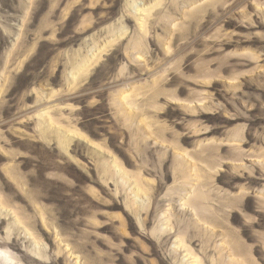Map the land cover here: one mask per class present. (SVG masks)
<instances>
[{
  "label": "rangeland",
  "instance_id": "1",
  "mask_svg": "<svg viewBox=\"0 0 264 264\" xmlns=\"http://www.w3.org/2000/svg\"><path fill=\"white\" fill-rule=\"evenodd\" d=\"M192 263L264 264V0H0V264Z\"/></svg>",
  "mask_w": 264,
  "mask_h": 264
},
{
  "label": "bare ground",
  "instance_id": "2",
  "mask_svg": "<svg viewBox=\"0 0 264 264\" xmlns=\"http://www.w3.org/2000/svg\"><path fill=\"white\" fill-rule=\"evenodd\" d=\"M197 263V262H196ZM196 263H192V264H196ZM199 263V262H198Z\"/></svg>",
  "mask_w": 264,
  "mask_h": 264
}]
</instances>
